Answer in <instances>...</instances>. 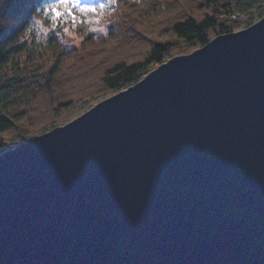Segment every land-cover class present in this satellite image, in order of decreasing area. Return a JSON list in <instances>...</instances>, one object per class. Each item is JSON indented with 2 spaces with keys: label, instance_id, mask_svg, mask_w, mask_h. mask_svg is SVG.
Here are the masks:
<instances>
[{
  "label": "water",
  "instance_id": "water-1",
  "mask_svg": "<svg viewBox=\"0 0 264 264\" xmlns=\"http://www.w3.org/2000/svg\"><path fill=\"white\" fill-rule=\"evenodd\" d=\"M0 264H264V15L4 150Z\"/></svg>",
  "mask_w": 264,
  "mask_h": 264
},
{
  "label": "trees",
  "instance_id": "trees-1",
  "mask_svg": "<svg viewBox=\"0 0 264 264\" xmlns=\"http://www.w3.org/2000/svg\"><path fill=\"white\" fill-rule=\"evenodd\" d=\"M50 2L10 0L4 10L15 21L0 27V153L170 57L252 24V9L264 15V0H114L102 13L77 14L75 25L49 15L21 31Z\"/></svg>",
  "mask_w": 264,
  "mask_h": 264
},
{
  "label": "snow or ice",
  "instance_id": "snow-or-ice-1",
  "mask_svg": "<svg viewBox=\"0 0 264 264\" xmlns=\"http://www.w3.org/2000/svg\"><path fill=\"white\" fill-rule=\"evenodd\" d=\"M114 2V0H104L98 4L84 3L82 0H51L46 5L43 11L51 19H54V24L62 23L66 20H71L75 25L80 17H87L89 14L102 13L107 7L108 3ZM97 21L99 17H96Z\"/></svg>",
  "mask_w": 264,
  "mask_h": 264
},
{
  "label": "clouds",
  "instance_id": "clouds-1",
  "mask_svg": "<svg viewBox=\"0 0 264 264\" xmlns=\"http://www.w3.org/2000/svg\"><path fill=\"white\" fill-rule=\"evenodd\" d=\"M9 2L10 0H0V27L7 26L9 22L15 21V18L13 16L4 15V10ZM45 7L46 5L43 6V9ZM47 16L48 15L44 11H41L40 8L33 10L32 14L29 16L28 20L25 22V26L21 31H27L29 27L31 26L33 20H35L37 24H41L43 18ZM51 21L54 23V19H51Z\"/></svg>",
  "mask_w": 264,
  "mask_h": 264
},
{
  "label": "rangeland",
  "instance_id": "rangeland-1",
  "mask_svg": "<svg viewBox=\"0 0 264 264\" xmlns=\"http://www.w3.org/2000/svg\"><path fill=\"white\" fill-rule=\"evenodd\" d=\"M82 2H84V3H92V4H98V3H100V2H104V0H82ZM245 16H247V14L245 13L244 14ZM251 15H252V19H253V21L255 22V21H257L258 19H260L261 17H260V15H259V13L257 12V11H255L254 9H252L251 10ZM254 22H252V23H254ZM247 27V26H246ZM243 28H245V27H243ZM240 29H242V28H240ZM237 30H239V29H237ZM214 37V36H213ZM199 47V46H198ZM198 47H196V48H198ZM196 48H194V49H196ZM193 49V50H194ZM193 50H190L189 52H191V51H193ZM185 53H188V52H185ZM178 55V54H177ZM175 56V55H174ZM160 64V63H159ZM158 65V64H157ZM156 65V66H157ZM156 66H154L153 67V69L156 67ZM147 74V73H146ZM143 77V76H142ZM130 85H132V84H130ZM129 86V85H128ZM128 86H126V87H124L123 89H125V88H127ZM122 90V89H121ZM119 91V90H118ZM118 91H116V92H118ZM115 92V93H116ZM115 93H111V94H109V95H107L106 97H104V98H102V99H99L98 101H96L95 103L93 102V101H90V102H88L86 105L87 106H89L88 108H86V110H88L89 108H91L92 106H94L96 103H98L99 101H101V100H103V99H105V98H107V97H109V96H111V95H113V94H115ZM86 110H84L83 112H85ZM82 112V113H83ZM82 113H80V114H82ZM80 114H78L77 116H79ZM77 116H75L74 118H76ZM74 118H72V119H74ZM71 119V120H72ZM69 122V121H68ZM67 123V122H66ZM63 124H65V123H61V124H58V125H55V126H59V125H63ZM55 126H53V127H55ZM52 127V128H53ZM52 128H50V129H52ZM50 129H48V130H50ZM48 130H45V131H48ZM44 131V132H45ZM40 133H43V132H40ZM40 133H37V134H40ZM37 134H34V135H37ZM34 135H32V136H34ZM32 136H30V137H32ZM29 137V138H30ZM28 139V138H27ZM27 139H25V140H27ZM17 145V144H16ZM15 146V145H14ZM14 146H12V147H10V148H13ZM9 149V148H8ZM6 150V149H5ZM3 152V151H2ZM1 152V153H2ZM0 153V154H1Z\"/></svg>",
  "mask_w": 264,
  "mask_h": 264
}]
</instances>
